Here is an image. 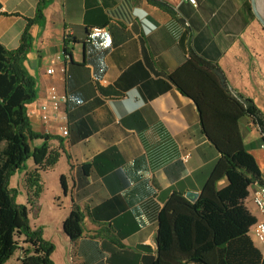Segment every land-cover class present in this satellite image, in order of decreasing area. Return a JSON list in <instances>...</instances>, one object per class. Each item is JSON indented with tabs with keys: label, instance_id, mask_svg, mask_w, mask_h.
Segmentation results:
<instances>
[{
	"label": "crops",
	"instance_id": "crops-1",
	"mask_svg": "<svg viewBox=\"0 0 264 264\" xmlns=\"http://www.w3.org/2000/svg\"><path fill=\"white\" fill-rule=\"evenodd\" d=\"M37 1L0 0L5 48L18 46ZM159 1L170 11L147 0H48L41 23L29 27L24 65L36 98L26 108L32 130L54 135L47 143L59 153L53 166L39 170V182L43 194L45 177L56 175L48 206L64 212L58 233L69 248L66 264H151L160 207L171 192L199 193L206 181L219 154L201 131L194 102L168 77L190 48L217 62L230 87L264 113V29L250 0ZM63 49L69 52L66 73L47 75L51 53ZM51 84L67 94V137L38 118L37 105ZM239 126L264 176L258 131L246 117ZM42 142L39 137L30 144ZM34 168L32 162L26 171ZM26 192L31 221L39 198L32 197V205ZM244 204L261 218L249 196ZM74 206L83 216L82 234L71 241L62 221ZM248 233L262 253L251 228Z\"/></svg>",
	"mask_w": 264,
	"mask_h": 264
},
{
	"label": "trees",
	"instance_id": "trees-1",
	"mask_svg": "<svg viewBox=\"0 0 264 264\" xmlns=\"http://www.w3.org/2000/svg\"><path fill=\"white\" fill-rule=\"evenodd\" d=\"M163 10L159 0H147ZM48 0H38L35 15L27 19L19 44L7 49L0 44V264L21 250L22 264H54L51 245L41 239L27 217V207L14 200L8 187L12 173L32 157L36 168L26 177L28 203L41 192L38 170H46L59 153L48 150L47 140L54 137L32 130L26 105L36 98L35 80L24 61L30 50L29 27L41 23ZM64 36V41H69ZM63 52L69 55L65 49ZM176 88L195 104L202 133L215 147V161L195 201L182 193L169 194L157 213L155 257L151 264H264V256L249 236L256 221L244 201L248 188L262 183V173L254 156L246 149L239 122L249 118L264 143V113L254 101L231 88L217 62L209 61L191 48L186 60L169 73ZM43 138L40 146L29 141ZM85 172L86 165H82ZM220 181L223 185L220 186ZM66 190L64 176L60 177ZM82 213L73 207L62 222L71 241L82 234ZM23 237L26 247L19 245Z\"/></svg>",
	"mask_w": 264,
	"mask_h": 264
},
{
	"label": "rangeland",
	"instance_id": "rangeland-1",
	"mask_svg": "<svg viewBox=\"0 0 264 264\" xmlns=\"http://www.w3.org/2000/svg\"><path fill=\"white\" fill-rule=\"evenodd\" d=\"M258 7H259L261 15L264 17V0H258ZM30 142L31 140L29 141V146L32 149L34 148V146H32ZM48 150L56 151V150L49 149V145H48ZM32 162L33 160L31 156L25 159L23 163V167L19 168L18 170L12 173L9 179V183H8V187L13 190L15 202L18 204H23L25 206H26V195H27L26 188L28 190V184L26 183V177L28 173L33 171L35 168L29 171H26V170L28 169V166ZM38 173H39V170H38ZM56 180H57L56 175H52V176L47 175L45 177V181H46L45 190L43 194H40L42 193V191L39 193V196H38L39 206H37L38 211L36 212V209H34L35 211L33 213V216L34 214H37V217L36 218L35 216L32 217L30 221L32 212H30L28 208H27V217H28L30 226L33 229L40 230L39 233H40L41 239L50 243L51 245L50 258L53 261V263L54 264H66V263H69V256H68L69 248L65 249L66 246L62 242V239L60 238L61 236H59V233H58L59 221L63 217L64 212L61 209L52 210L48 206V202L49 200H51V197L48 195V193L50 192V190H52L53 186H56V183H57ZM39 181H40V176H39ZM18 239H19V245L25 248L26 244L23 242V237L21 236ZM22 256L23 255H22L21 250H17L11 258H9L6 262H4V264H22L21 263Z\"/></svg>",
	"mask_w": 264,
	"mask_h": 264
},
{
	"label": "built area",
	"instance_id": "built-area-1",
	"mask_svg": "<svg viewBox=\"0 0 264 264\" xmlns=\"http://www.w3.org/2000/svg\"><path fill=\"white\" fill-rule=\"evenodd\" d=\"M191 4L196 5L195 0H188ZM104 27H92L93 32H102ZM69 29L64 36L68 37ZM69 55L63 50H56L49 57V66L45 69L47 75H53L56 72L62 76L66 73ZM67 94L64 89H59L55 84L48 87L46 97L37 105L38 118L42 124L49 125L55 123L58 132L67 137L69 135L68 112L66 109ZM28 117L32 113H27ZM264 148V143L260 145ZM188 154L184 155V158ZM248 196L261 214V218L257 219L251 227L252 236L259 242L264 255V176L262 175V183H254L248 188Z\"/></svg>",
	"mask_w": 264,
	"mask_h": 264
},
{
	"label": "water",
	"instance_id": "water-1",
	"mask_svg": "<svg viewBox=\"0 0 264 264\" xmlns=\"http://www.w3.org/2000/svg\"><path fill=\"white\" fill-rule=\"evenodd\" d=\"M251 4V9L256 17V19L259 21L261 26L264 29V17L261 15L259 7H258V0H250ZM1 7V4H0ZM184 196L189 200V201H195L196 198L198 197V193L195 191H187Z\"/></svg>",
	"mask_w": 264,
	"mask_h": 264
}]
</instances>
